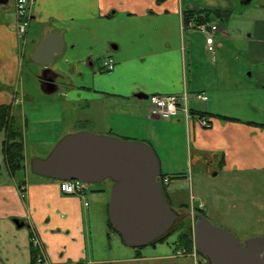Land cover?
<instances>
[{
    "label": "crops",
    "instance_id": "crops-1",
    "mask_svg": "<svg viewBox=\"0 0 264 264\" xmlns=\"http://www.w3.org/2000/svg\"><path fill=\"white\" fill-rule=\"evenodd\" d=\"M238 1L231 0V4ZM216 6L206 0H35L23 38L18 33L14 4V13L7 12L1 29L0 64L5 62L6 68L10 63L13 67L22 65L21 59L24 62L29 52V58L42 65V89L47 91L44 77L53 79L62 105L78 113L63 117L66 126L74 124L79 129L150 143L161 160V172L172 177L167 186L170 203L179 211L189 207L192 216L199 211L213 217L221 203L215 201L214 206L207 198L200 203L202 211L189 206L173 187L177 186L173 185L175 178L189 181L187 174L196 167L202 179L207 174L218 177L222 173L251 178V171H255V178L264 184V176L259 175L264 171V41H258L247 57L256 67H252L255 79H241L243 71L220 58L223 44L218 34L225 31H220L222 25L216 18L206 23L219 24L217 31L201 34L186 25L185 12L224 10ZM18 36L25 43L21 50ZM42 40L46 43L39 49ZM16 47L21 58L10 62L5 53L15 52ZM109 56L115 61L113 70L104 65ZM15 80L14 76L7 82ZM15 86L14 93L5 95L0 88V95L6 96L0 103H11L14 109L22 101ZM186 90L209 95L205 102L192 99L189 107L192 112L205 113L213 121L212 127H204L184 111L173 119L150 112L151 93ZM3 157L0 264H36L34 238L44 243L49 263L107 264L109 259L94 247L91 238L93 212L89 200V193H94L92 199L103 204L109 214L110 200L104 202L103 197L108 190L111 194L112 187L108 189L106 180L103 186H91L86 205L84 198L64 191L62 179L31 173L28 159L20 176L8 168L4 152ZM258 194L264 199V190ZM138 255L110 260L191 264L190 260L197 259L191 254L143 255L140 251ZM177 257L180 260H174Z\"/></svg>",
    "mask_w": 264,
    "mask_h": 264
},
{
    "label": "rangeland",
    "instance_id": "rangeland-1",
    "mask_svg": "<svg viewBox=\"0 0 264 264\" xmlns=\"http://www.w3.org/2000/svg\"><path fill=\"white\" fill-rule=\"evenodd\" d=\"M206 1L209 4L219 6L221 9L232 8L233 13L230 19L216 18L222 25L220 31L222 33L225 31L224 35H221V32L218 34L223 44L221 53H219L221 55L220 58L228 61L233 69L237 67V69L243 71L241 79L247 78L252 81L256 75L255 72L253 73V65L249 64L247 57L250 51L256 47L255 45L258 41H264V0H250L249 3L246 0H239L236 5L231 4V0ZM14 4L15 0H10L9 3L0 2V37H2L3 33L1 29L3 28V24H5L4 18L8 11L11 14L14 13ZM30 30H33L32 26ZM199 33L203 34V32ZM18 39H20L19 48L21 50L25 44L22 42L24 39L20 38V36H18ZM8 41L9 38L6 37L5 42L8 43ZM28 47L27 44L26 49ZM17 48H15V52L5 53L8 61L13 62L15 58L19 59L20 56ZM21 61L23 64H17V67H13L12 63L9 62L11 64L10 68L5 67V62L0 64V86L3 95L14 93L13 87L15 84V87L18 88L16 96L18 95L22 101H19L13 110L16 119H18V123L24 131L25 155H27L25 162L28 159L30 167L33 157L45 158L48 156L58 140L70 132L69 129H79L78 125L71 124L66 126L65 121H63L64 116L74 117L78 113L74 112V109L70 107L65 108L62 105L59 89L53 92H47L42 89L41 83L39 82L42 65L33 62L29 58V52H27L25 61L23 62V59ZM254 68L256 70V67H253V70ZM14 76L16 80L8 83V80H14ZM24 93L28 96L26 97ZM5 97L0 95V99L2 100ZM199 101L201 102V100ZM3 138L4 134L1 133L0 141ZM2 148L3 144L0 142V158L4 162L3 152L1 153ZM29 170L31 173L33 172L32 167ZM251 172L253 173L251 178L247 176L246 178L240 176V178H236L232 173L227 176L222 173L218 177L207 174L202 179L200 177L202 176L200 171L196 167H192L187 174L189 181H180L179 178H175L173 185L176 183L177 186H172L175 187L180 199L191 207L195 205L202 209L200 203L206 201L207 198L210 199V203L214 206L215 201L217 204L221 203L222 206L219 211L217 210V215L213 217L209 216V218L214 223L233 230L239 239L243 241L255 235L264 236V199L260 198L262 194H258L264 190V184H260V180L258 181L255 178V171ZM263 172L259 174L260 178L264 176ZM24 173V170H21L18 175L23 176ZM110 181L109 178L105 181L108 189H110L109 186L112 187ZM103 185L104 181L92 183L94 187ZM108 193L107 196L103 197L104 202H107V198L110 200V193ZM93 194L91 192L89 193V200L92 202L91 208L93 212L90 219L91 238L94 247L100 250L103 257L109 259L107 264H157L158 262L153 259L136 260L135 262L123 261L121 263L114 262L110 259L113 257L121 260H123L122 258H135L140 251L143 255H156L159 253L171 255V253L174 254L183 248H185V253L187 254L195 249L194 239V247L192 249L176 244L175 241L178 234L176 227L165 240L158 241L155 245L147 244L145 247H132L127 245L122 237L111 229L108 223L109 214L105 206L98 200H93ZM172 207L176 210L179 209L173 205ZM189 210V207H184L180 211L178 210V212L188 213ZM189 219L191 218H182L186 226L191 223ZM197 255L198 258L195 259V262L193 259L190 260L191 264H209L208 261H204L206 258L203 255L199 253ZM174 260L180 259L177 257Z\"/></svg>",
    "mask_w": 264,
    "mask_h": 264
},
{
    "label": "water",
    "instance_id": "water-1",
    "mask_svg": "<svg viewBox=\"0 0 264 264\" xmlns=\"http://www.w3.org/2000/svg\"><path fill=\"white\" fill-rule=\"evenodd\" d=\"M45 41L39 43V49ZM43 80L48 92L56 89L53 79ZM30 167L56 179L112 180L109 219L132 247H145L170 233L185 214L173 208L166 195L157 151L141 139L79 129L60 138L45 158L33 157ZM193 219L191 235L209 264H264L263 235L241 241L233 230L202 212H196Z\"/></svg>",
    "mask_w": 264,
    "mask_h": 264
},
{
    "label": "built area",
    "instance_id": "built-area-1",
    "mask_svg": "<svg viewBox=\"0 0 264 264\" xmlns=\"http://www.w3.org/2000/svg\"><path fill=\"white\" fill-rule=\"evenodd\" d=\"M35 0H16V10L18 16V32L20 34H24L27 30L28 25L30 24V17H31V5L34 3ZM189 27H197L201 31L207 33L211 31H216L219 29V24L217 23H199L190 21L188 24ZM211 49V46H209ZM105 66L109 70H113L115 67L114 58H107L104 62ZM194 99L196 101H208L210 99L209 95L204 91H198L191 93L188 90L174 94H159V93H151L148 96V100L150 101V112L154 115L162 118V119H173L176 118L177 115L181 113V111L186 112L187 116H194L198 122L204 127H212L213 121L203 112H192L189 107V102ZM171 181V177L169 175L163 177V183L165 185L169 184ZM91 182L84 180V179H70V180H63L62 181V188L65 192L71 194H76L81 198H84L85 204H89V200L85 199L87 193L91 190ZM34 246L36 247V251H38V256L35 260L36 264H52L47 261L45 258V251H44V243L39 238L33 239ZM185 248L176 252L177 256H183L185 253ZM194 256L195 258L198 257L197 249H195L188 253Z\"/></svg>",
    "mask_w": 264,
    "mask_h": 264
},
{
    "label": "trees",
    "instance_id": "trees-1",
    "mask_svg": "<svg viewBox=\"0 0 264 264\" xmlns=\"http://www.w3.org/2000/svg\"><path fill=\"white\" fill-rule=\"evenodd\" d=\"M233 11L232 9H224V10H206V11H194V12H185V19L188 21L191 17L206 22L210 19L215 18H225L230 19ZM1 88V86H0ZM11 103H0V134H4V138L2 139L1 144H3V152L6 159V163L8 168L11 169L13 173L21 172L25 168V143H24V131L22 130L21 125L18 123V119H16L14 110ZM226 117V116H223ZM163 173L161 174V179L163 178ZM164 189L167 195V187L164 185ZM202 211V209L200 208ZM191 218V217H190ZM190 220V224L186 226L183 222L182 218L176 223V225L169 231H171L176 227L177 228V238L176 244L179 246H187L192 249L194 247L193 237L191 235L190 227L192 226L193 220ZM108 223L110 224L111 229L114 232H117L110 222L108 216ZM118 233V232H117ZM170 233L158 238L157 241L151 243L155 245L158 241L165 240ZM119 234V233H118ZM120 235V234H119ZM123 238V236H122ZM200 253V252H199Z\"/></svg>",
    "mask_w": 264,
    "mask_h": 264
},
{
    "label": "flooded vegetation",
    "instance_id": "flooded-vegetation-1",
    "mask_svg": "<svg viewBox=\"0 0 264 264\" xmlns=\"http://www.w3.org/2000/svg\"><path fill=\"white\" fill-rule=\"evenodd\" d=\"M185 21H186V20H185ZM190 21H193L194 23H195V22L203 23V22H201V21H199V20H197V19L191 17L188 21H186V25H187V26H188V24H189ZM204 23H205V22H204ZM109 57L112 58L111 56H109ZM109 57H107V58H109ZM107 58H106V59H107ZM106 59H105V60H106ZM105 60H104V61H105ZM44 78H49V77L47 76V77H44ZM185 217H190V216H189V214H187V215L184 214L182 218H185Z\"/></svg>",
    "mask_w": 264,
    "mask_h": 264
}]
</instances>
